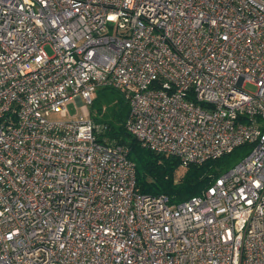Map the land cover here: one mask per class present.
<instances>
[{"label":"built area","instance_id":"1","mask_svg":"<svg viewBox=\"0 0 264 264\" xmlns=\"http://www.w3.org/2000/svg\"><path fill=\"white\" fill-rule=\"evenodd\" d=\"M106 86L184 165L253 148L203 195L143 194L97 140ZM0 264H264V0H0Z\"/></svg>","mask_w":264,"mask_h":264},{"label":"trees","instance_id":"2","mask_svg":"<svg viewBox=\"0 0 264 264\" xmlns=\"http://www.w3.org/2000/svg\"><path fill=\"white\" fill-rule=\"evenodd\" d=\"M116 90L125 104L121 109V116L116 119L112 113V117L104 115L91 118L99 126L96 131L98 141L109 145H122L128 149V156L136 165L137 188L143 194H166L175 203L203 195L218 177L240 162L253 148V144L244 143L219 158L200 164L184 165L173 155L157 153L145 147L128 130L130 104L125 94L117 88ZM180 168H183V172L179 175Z\"/></svg>","mask_w":264,"mask_h":264},{"label":"rangeland","instance_id":"3","mask_svg":"<svg viewBox=\"0 0 264 264\" xmlns=\"http://www.w3.org/2000/svg\"><path fill=\"white\" fill-rule=\"evenodd\" d=\"M46 50L51 54V48L48 46ZM250 90H254L253 86H249ZM124 101L121 99L120 93L114 89V87H99L94 95V102L88 105L89 116L90 117H102L108 115L110 117L115 116L117 119L121 116V109L124 107ZM71 115H80L82 113V108L77 102H72L68 106ZM113 113V114H112ZM56 118V115L52 116ZM184 167V166H183ZM183 168H180L178 174H182Z\"/></svg>","mask_w":264,"mask_h":264}]
</instances>
